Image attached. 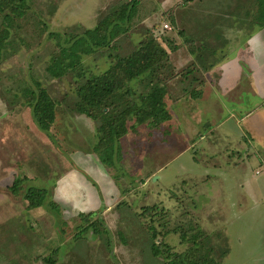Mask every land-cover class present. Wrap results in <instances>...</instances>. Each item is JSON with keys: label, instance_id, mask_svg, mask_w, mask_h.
I'll use <instances>...</instances> for the list:
<instances>
[{"label": "rangeland", "instance_id": "374dc122", "mask_svg": "<svg viewBox=\"0 0 264 264\" xmlns=\"http://www.w3.org/2000/svg\"><path fill=\"white\" fill-rule=\"evenodd\" d=\"M135 1L27 0L25 15L13 16L0 58V264H170L177 255L203 264H264V106L256 108L255 98L241 114L227 99L218 118L212 97L198 101L207 80H180L236 55L259 29L264 0ZM124 8L132 12L127 31L82 54L76 71L51 75L67 41ZM5 27L0 14V33ZM151 44L167 57L118 94L140 104L163 86L170 117L159 125L129 117L110 167L100 159L108 145L101 121L79 112L77 90ZM36 83L55 103L49 132L33 117L27 91ZM223 131L234 136L232 144L222 142L231 146L225 159L240 161L220 159L217 167L213 143ZM32 188L45 191L40 207L27 199ZM107 203L112 211L104 219Z\"/></svg>", "mask_w": 264, "mask_h": 264}, {"label": "trees", "instance_id": "16d2710c", "mask_svg": "<svg viewBox=\"0 0 264 264\" xmlns=\"http://www.w3.org/2000/svg\"><path fill=\"white\" fill-rule=\"evenodd\" d=\"M26 3L27 0H0V14L5 16L6 21V27L0 33V58L2 51L5 49L6 41L10 38L9 28L13 26V16L23 17ZM134 8L135 4L133 3L132 10ZM8 9H10L12 14H7ZM259 14L262 18L259 22V28H264V4ZM131 21L132 12L124 8L118 14L105 18L94 30H87L72 44L67 41L69 43L68 46L60 48V55L58 54L60 58L54 60V63L49 67V72H51L52 76L60 78L69 71H76L77 62L82 54L89 55L96 50L109 47L120 34L128 30L124 26ZM167 55L168 52L164 48L151 44L150 48L139 50L129 57L119 60L117 66L78 88L77 94L81 101L78 107L79 112L101 121L100 130L103 133V141H107L108 145L101 153L100 159L108 166H112L115 142L128 132L126 123L129 117H133L139 123L152 120L150 122L154 125H159L169 119L170 115L164 103L166 90L163 86H154L148 94L142 96L140 104L131 100L120 101L123 95L118 94L121 87L151 71L152 67L159 60L167 57ZM151 75L153 74L151 73ZM36 86L37 90L27 91V94H30V102L33 106V117L42 131L49 132L55 121V103L45 88H42L38 83H36ZM197 95L201 96V92ZM121 105L122 107H128L118 112V106ZM18 182V178L15 179L12 186L14 192L18 191ZM27 199L33 207H40L45 199V191L32 188L29 190ZM95 215V213L91 212L84 216L94 217ZM153 248L154 251L159 250L156 244H153ZM193 249L203 248L193 246ZM203 263V261L191 260L186 255H177L170 262V264Z\"/></svg>", "mask_w": 264, "mask_h": 264}, {"label": "crops", "instance_id": "0c3cea01", "mask_svg": "<svg viewBox=\"0 0 264 264\" xmlns=\"http://www.w3.org/2000/svg\"><path fill=\"white\" fill-rule=\"evenodd\" d=\"M235 53L236 55H234L233 57H231L232 55H227L224 58H221L220 60L222 61L219 60L220 62L216 61V63L208 64L209 66L206 65V68H193V71L191 73L186 72L188 73V75L182 77L181 79L177 75L176 78L170 81L168 87H173V85H175V82L178 79L184 82L190 76H195L196 78H199V82L202 83L204 80V83H206L207 80V89H204L205 93L199 96L198 101L204 103V100L207 101L208 98L212 97V100L209 102H212V106L217 108L218 118L221 117L224 112V108H226V105L224 106L222 101L227 99L232 106H239L241 114L244 113L242 109L248 106V101H253L255 100V98L257 99V101H259V104H257L256 108H259L261 106L263 107L264 28H259L253 31L248 36L247 41L237 47ZM176 72L178 73L180 71L176 70ZM193 84L199 86L198 83L193 82ZM201 88L202 87H199V89ZM173 89L174 88H172V90ZM207 90L209 92L208 95L206 93ZM250 114L251 113L246 114L245 116H249ZM233 116L234 114L230 115L228 118H232ZM245 116H243L240 121H242ZM240 121L238 120L237 123ZM223 122L224 121H222L220 124H223ZM241 135L244 136L243 133ZM233 137V134L224 131L222 133H217V141L213 143H217V167L221 163L219 162L220 159L221 161H223L222 163H226L228 165L229 163L237 164L240 161L231 158L225 159V155H230L231 146L224 145L222 142L232 144ZM244 149L245 148L243 147L240 150ZM234 150L238 151L236 149ZM246 153V161L251 162V158L248 157V150L246 151ZM108 207L110 208L109 203H107V205L104 207V209L106 208L103 214L104 219L109 217V212L112 211L111 209H107Z\"/></svg>", "mask_w": 264, "mask_h": 264}, {"label": "built area", "instance_id": "2783aa9c", "mask_svg": "<svg viewBox=\"0 0 264 264\" xmlns=\"http://www.w3.org/2000/svg\"><path fill=\"white\" fill-rule=\"evenodd\" d=\"M164 28H165V29H170V26H169L168 24H165V25H164Z\"/></svg>", "mask_w": 264, "mask_h": 264}]
</instances>
